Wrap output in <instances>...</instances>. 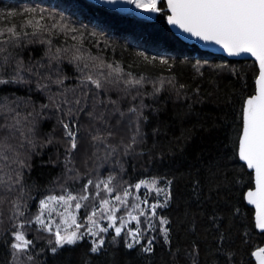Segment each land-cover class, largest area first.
<instances>
[{"label":"trees","instance_id":"16d2710c","mask_svg":"<svg viewBox=\"0 0 264 264\" xmlns=\"http://www.w3.org/2000/svg\"><path fill=\"white\" fill-rule=\"evenodd\" d=\"M158 7L143 17L93 0H0V264H255L264 231L245 198L254 173L238 141L258 64L184 41L168 24L166 0ZM64 124L76 133L75 149ZM141 181L149 186L136 189ZM126 189L121 205L115 196ZM156 189L171 197L153 216L150 206L165 203ZM69 195L81 204V227L71 229L85 235L57 247L63 221L57 211L44 218L41 202L52 209ZM103 200L120 209V236L112 228L87 234L93 211L104 219ZM129 212L139 224L123 222ZM137 227L141 242L129 249L128 230ZM16 232L32 241L23 252L12 247Z\"/></svg>","mask_w":264,"mask_h":264},{"label":"snow or ice","instance_id":"6c2138e0","mask_svg":"<svg viewBox=\"0 0 264 264\" xmlns=\"http://www.w3.org/2000/svg\"><path fill=\"white\" fill-rule=\"evenodd\" d=\"M115 2V0H112ZM129 3L135 4L137 8L143 9L146 12H160L162 8L158 7L160 0H128ZM167 7L170 9L171 14L167 17L168 22L172 25L178 26L183 29L184 32L202 39L204 41H212L217 45H221L229 55H240L242 53L251 54L256 58L259 63V75L256 83L258 89L255 95L249 97L244 102L242 109L243 128L242 135L238 141V155L241 161L246 163L247 168L252 169L255 178V190H249L247 192V201L249 204L255 206L256 214L255 221L256 227L264 231V0H167ZM38 10L35 8L23 9L24 13H36ZM19 13L16 11L9 12V16H15ZM28 24H32V19L27 21ZM67 27V25H65ZM76 31V29H72ZM8 31L12 36L18 35L13 28H9ZM143 55V54H141ZM147 59V57H145ZM161 63L167 64V60H161ZM89 79H91L89 77ZM0 83H7V81L0 80ZM92 83L99 88L100 82L98 80H92ZM129 83H133L129 81ZM135 84L141 83L140 80L134 81ZM133 111H135L133 109ZM65 129V135L70 138L71 148L77 147L76 133L69 128L68 124L63 125ZM94 139H98L94 137ZM112 177H109L105 183V188L109 193L113 192V188L109 187L112 181ZM91 183V181H89ZM158 182L153 179L151 181V187H155ZM141 184L149 186L147 181H141L135 185L136 189L141 187ZM171 181L168 182L170 186ZM99 187V185H96ZM159 193L165 192V203L163 205L153 204L150 206L151 214L156 215V208L166 206L167 200L170 199V191L165 189H156ZM130 195V192L126 189L123 192V196L116 195L115 200L124 205L127 203L126 198ZM56 197H49V200H55ZM76 197L69 195L67 199L61 196L59 200L63 201L65 205L69 201L75 200ZM80 199L87 200V196H81ZM146 202V201H145ZM45 208L48 207L47 203L41 202ZM103 212L107 213V219L110 221L108 227H99L98 222L93 219L96 216V212L93 211L90 216L87 217L88 222L92 225L87 229V234L92 236H98L101 232H108L109 228L114 229L115 235L120 236L124 224L121 223L117 226L116 212L119 207H109V201L103 200ZM76 209L81 207L80 203H76ZM140 208L139 205H136ZM140 214H144V209L140 208ZM130 220H135L139 224V216L128 213ZM36 221L49 232H52L50 224H45L44 220L40 216L36 217ZM67 224V218H65ZM159 223L163 226L168 223L166 218H159ZM72 224L77 229L81 225L76 224V219L72 217ZM93 227H98V231H93ZM151 227V225L149 226ZM162 232L167 240L168 229L162 227ZM55 244L57 247L64 245H74L78 240L83 238L85 233L78 234L77 231L67 232L61 235L60 229L57 227L55 231ZM128 235L131 236V241L126 246L131 249L134 244L140 243V237L142 235L141 230L137 227L135 230H128ZM15 240L12 247L18 251H25L31 245L32 241L26 239L23 232L15 233ZM104 240L100 239L98 242L93 241V247L91 251L96 253L103 246ZM152 240L147 241V246L143 248V251L150 252ZM57 247L52 248V252L57 251ZM253 256L256 258L258 264H264V247L258 248ZM30 258V257H29Z\"/></svg>","mask_w":264,"mask_h":264},{"label":"water","instance_id":"95a60500","mask_svg":"<svg viewBox=\"0 0 264 264\" xmlns=\"http://www.w3.org/2000/svg\"><path fill=\"white\" fill-rule=\"evenodd\" d=\"M93 1H96V2H98V3H102V4H105V5H108V6H111V7H114V8H118V9H121V10H129V8H130V5H131V3H129L128 2V0H115V2H112V0H93ZM166 4H167V0H166ZM168 8V7H167ZM169 10V14H168V16L171 14V11H170V9H168ZM167 16V17H168ZM167 21H168V19H167ZM168 24L170 25V27H171V29L179 36V37H181L184 41H186V42H188V43H191V44H196V45H198L202 50H205V51H210V52H212V53H216V54H222V55H225V56H227V57H229V58H248V59H254L256 62H257V64H258V68H259V63H258V61L256 60V58L254 57V56H252L251 54H248V53H242V54H240V55H229L228 53H227V51L226 50H224L223 48H222V46L221 45H217V44H215L214 42H212V41H204V40H202V39H199V38H197V37H195V36H193V35H191L190 33H187V32H184L183 31V29H180L178 26H176V25H172V24H170L169 22H168ZM258 75H259V71H258ZM257 79H258V76H257ZM257 79H256V81H257ZM257 89H258V84L256 83V91L252 94V95H250V96H248L247 98H249V97H251V96H253V95H255L256 94V92H257ZM246 98V99H247ZM246 101V100H245ZM242 128H243V126H242ZM241 135H242V131H241ZM240 135V136H241ZM242 162H244V161H242ZM245 163V162H244ZM246 164V163H245ZM249 169V168H248ZM249 170H251V171H253L252 169H249ZM254 173V172H253ZM249 190H255V178H254V186L253 187H251V188H248L247 190H246V193H245V198H246V201H247V192L249 191ZM247 203H248V201H247ZM249 204V203H248ZM251 207H253L254 208V218H255V214H256V209H255V206L254 205H252V204H249ZM255 223H256V221H255ZM259 231H262L261 229H259V228H257ZM261 247H264V244L261 246ZM261 247H259V248H261ZM258 248H256L254 251H253V253L257 250ZM253 253H252V256H253ZM253 259L255 260V264H258V262L256 261V258L253 256Z\"/></svg>","mask_w":264,"mask_h":264},{"label":"rangeland","instance_id":"374dc122","mask_svg":"<svg viewBox=\"0 0 264 264\" xmlns=\"http://www.w3.org/2000/svg\"><path fill=\"white\" fill-rule=\"evenodd\" d=\"M129 9H132V6ZM132 10L137 15H140V16H143V17L153 16L156 13V12L155 13L146 12L143 9H140V8H138V9L137 8H133ZM143 204L144 205H148V202L144 201ZM75 205H76V203L72 205L70 202H68V204L65 205L64 202H63V203H61V205H56L55 208H52V209L50 207H47L46 209L43 210L44 211L43 212L44 213V218H46L48 221L54 219L56 216L52 215L51 213H52V211H57L59 213L58 217H60V219L63 221V223L61 222V227H60V229L63 230V231L60 230L61 235L65 234V230H67V232H69V233L72 232V231H75L74 229H71L73 226H75V225L72 224V217L73 216L76 219V224H79V220L77 219V214H76L77 209H76ZM99 209H102V208H99ZM104 215H105L104 219H102L101 221H98L99 227H105V225L103 223H106L105 220L108 221L107 213L104 212ZM123 216L124 215H122V217ZM65 218H67V224L65 223ZM117 220H118V217H117ZM128 221H129L128 217L123 220V222L125 224H127V225H128ZM108 223H110V221H108ZM117 226H120L119 222L117 223ZM123 231H124V227L122 229V232Z\"/></svg>","mask_w":264,"mask_h":264},{"label":"built area","instance_id":"2783aa9c","mask_svg":"<svg viewBox=\"0 0 264 264\" xmlns=\"http://www.w3.org/2000/svg\"><path fill=\"white\" fill-rule=\"evenodd\" d=\"M131 6H132V9H133V8H137V7L135 6V4H132V3H131ZM137 9H138V8H137Z\"/></svg>","mask_w":264,"mask_h":264}]
</instances>
